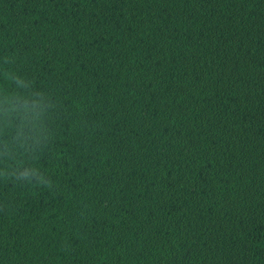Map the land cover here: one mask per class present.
<instances>
[{
    "label": "trees",
    "instance_id": "16d2710c",
    "mask_svg": "<svg viewBox=\"0 0 264 264\" xmlns=\"http://www.w3.org/2000/svg\"><path fill=\"white\" fill-rule=\"evenodd\" d=\"M0 264H264V0H0Z\"/></svg>",
    "mask_w": 264,
    "mask_h": 264
}]
</instances>
